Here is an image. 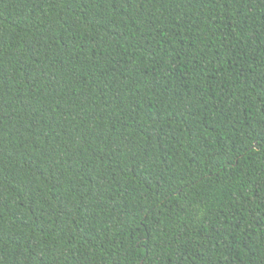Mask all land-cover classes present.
<instances>
[{
	"label": "trees",
	"instance_id": "1",
	"mask_svg": "<svg viewBox=\"0 0 264 264\" xmlns=\"http://www.w3.org/2000/svg\"><path fill=\"white\" fill-rule=\"evenodd\" d=\"M0 264H264V0H0Z\"/></svg>",
	"mask_w": 264,
	"mask_h": 264
}]
</instances>
